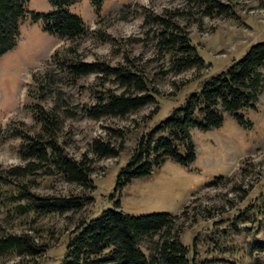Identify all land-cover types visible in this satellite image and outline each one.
I'll list each match as a JSON object with an SVG mask.
<instances>
[{"label":"rangeland","instance_id":"rangeland-1","mask_svg":"<svg viewBox=\"0 0 264 264\" xmlns=\"http://www.w3.org/2000/svg\"><path fill=\"white\" fill-rule=\"evenodd\" d=\"M220 2L233 6L232 17H205L196 8L187 6V0H105L98 19L88 0L71 5L69 11L83 19L90 33L79 42V59L87 63L101 61L110 66L122 63L126 56L138 60L150 87L157 91L158 111L147 120L144 117L154 106H147L126 118L91 120L81 115L80 107L95 101L96 90L105 91L116 86L94 75L83 77L72 86L61 82L57 88L64 100L63 106L76 114L72 119L61 117L62 126L57 139L65 152L79 159L89 150L94 138L105 139L107 128L127 133L133 129L138 132L149 130L165 119L172 108L179 106L186 95L197 90L202 80L224 70L239 60L250 46L264 41V0ZM53 9L48 0L28 2V11L31 12L48 13ZM168 12L181 13L175 22L189 34L192 45L206 65L203 70L192 69L178 75L168 72V58L156 51L153 33L156 27L145 21V14L164 16ZM99 32L109 35L112 40H100ZM69 45L68 41L45 33L40 22L34 23L26 18L20 25L15 47L0 56V170L25 164L18 154L20 140H4L3 132L11 122L15 125L23 122L31 131L39 130L30 109L37 100L27 96L31 89V75L44 72L52 52ZM260 71L264 75V67ZM40 104L51 108L54 99L47 98ZM241 112L245 120L252 123L251 128L237 124L224 113L220 127L191 131L195 146L193 162L183 166L166 158L150 175L132 180L120 192V209L131 216L176 215L188 205L189 219H180L177 223L183 224L180 240L188 247L190 258L193 239L198 237L196 263L252 264L259 260L264 264L263 254L249 255L253 243H264V87L255 109L246 108ZM125 164L124 155L97 161L91 175L93 189L90 190L38 171L33 175L36 185L31 192L60 197L84 193L92 197L91 203L77 213L30 216L31 222L6 217L0 209V224L7 232L28 233L37 242L48 245L46 252L35 260L37 264H57L64 254L69 232L77 223L96 218L104 209L113 207L118 196L113 193L116 175ZM218 177L231 181L206 188ZM237 185L240 190H234ZM196 208H209L213 217L204 218L202 216L206 213H201L198 221L190 227V217ZM244 210L253 218L234 221ZM212 223L216 225L212 227ZM235 226L240 228L239 231L233 229ZM37 227L41 230L36 234ZM211 231L215 235L210 234ZM212 238L222 246L213 248ZM16 261L18 258L14 256L0 257V264H14Z\"/></svg>","mask_w":264,"mask_h":264},{"label":"trees","instance_id":"trees-1","mask_svg":"<svg viewBox=\"0 0 264 264\" xmlns=\"http://www.w3.org/2000/svg\"><path fill=\"white\" fill-rule=\"evenodd\" d=\"M79 1L48 0L54 9L48 13H37L28 11L29 0H0V56L15 47L20 25L26 18L34 23L40 22L45 33L70 43L52 52L44 72L31 75V89L27 96L37 100L30 109L39 130L31 131L23 122H17V125L11 122L3 132L4 140H20L18 154L25 164L0 170V209L6 217H16L19 221L27 222H31L29 217L34 218V215L61 216L80 212L91 203V196L84 193L68 197L40 196L31 192L36 185L33 175L40 171L45 176H57L69 184L90 190L93 189L91 175L94 164L101 159L124 155L126 164L116 175L113 193L118 196L113 207L104 209L96 218L77 223L69 232L64 254L57 264H204L206 261H195L198 256L197 245L200 244L198 237L193 239L191 258L188 247L180 240L183 224L177 222L189 219L188 205L176 215L153 213L131 216L120 209V192L132 180L150 175L166 158L183 166L193 162L195 146L191 131H208L220 127L224 113L229 114L237 124L245 128L252 127V123L245 120L241 111L246 108L255 109L264 87V75L260 71L264 67V41L250 46L239 60L224 70L202 80L197 90L186 95L179 106L172 108L165 119L149 130L138 132L133 129L127 133L107 128L105 139L94 138L89 150L79 159H74L65 152L57 139L62 126L61 117L72 119L76 116L63 106L64 100L59 96L60 90L57 88L61 82L72 86L81 78L94 75L116 86L105 91L96 90L95 101L80 107L81 115L91 120L126 118L147 106H154L144 117L147 120L158 111L155 98L157 91L150 87L138 60L126 56L122 63L110 66L101 61L87 63L79 59V42L90 35L83 19L68 9ZM88 1L98 19L105 0ZM186 4L209 18H230L233 15V6L220 0H187ZM180 14H145L146 23L156 27L153 32L156 51L168 58V72L175 75L206 68L189 34L175 22ZM98 38L112 40L103 32H99ZM49 67L54 69L49 70ZM47 98L54 99L51 108L40 104ZM230 181L218 177L206 188ZM240 189V185L234 188ZM201 213H206L202 216L204 218L213 217L209 208H196L190 217V227L198 221ZM250 217L253 218L252 214L249 216L248 211L244 210L233 220L247 221ZM212 225L214 227L216 224ZM233 229L239 231L240 228L235 226ZM35 230L37 234L41 228ZM243 230L248 231V228ZM211 240L213 248L222 246L218 240ZM47 248L46 243L37 242L30 234L7 232L0 224V257H17L18 261L14 264H37L35 260ZM254 253L264 255L263 242L251 245L249 255ZM252 264L262 262L255 260Z\"/></svg>","mask_w":264,"mask_h":264}]
</instances>
